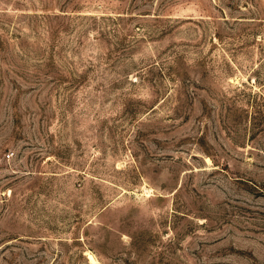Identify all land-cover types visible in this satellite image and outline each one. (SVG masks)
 <instances>
[{"label":"rangeland","instance_id":"374dc122","mask_svg":"<svg viewBox=\"0 0 264 264\" xmlns=\"http://www.w3.org/2000/svg\"><path fill=\"white\" fill-rule=\"evenodd\" d=\"M0 264H264V0H0Z\"/></svg>","mask_w":264,"mask_h":264},{"label":"bare ground","instance_id":"6f19581e","mask_svg":"<svg viewBox=\"0 0 264 264\" xmlns=\"http://www.w3.org/2000/svg\"><path fill=\"white\" fill-rule=\"evenodd\" d=\"M87 257L90 260V263L95 261L94 256L89 252H87Z\"/></svg>","mask_w":264,"mask_h":264}]
</instances>
